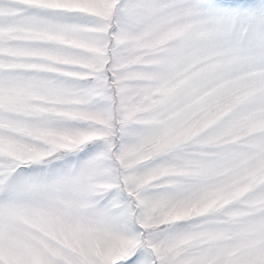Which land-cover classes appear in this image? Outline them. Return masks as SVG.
Masks as SVG:
<instances>
[{
	"label": "snow or ice",
	"instance_id": "snow-or-ice-1",
	"mask_svg": "<svg viewBox=\"0 0 264 264\" xmlns=\"http://www.w3.org/2000/svg\"><path fill=\"white\" fill-rule=\"evenodd\" d=\"M0 264H264V0H0Z\"/></svg>",
	"mask_w": 264,
	"mask_h": 264
}]
</instances>
